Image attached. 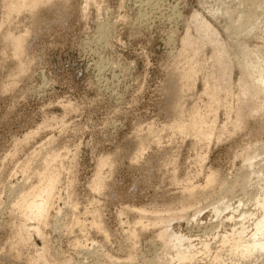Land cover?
<instances>
[{
    "label": "rangeland",
    "instance_id": "1",
    "mask_svg": "<svg viewBox=\"0 0 264 264\" xmlns=\"http://www.w3.org/2000/svg\"><path fill=\"white\" fill-rule=\"evenodd\" d=\"M243 1L68 0L34 25L26 13L9 16L0 0V264H214L217 254L219 264H232L227 249H218L230 225L226 217L257 218L254 199L264 197V101L234 127L239 100L246 93L245 103H253L246 89L258 88L250 67L264 73V0L251 2L261 6L253 15ZM193 16L209 24L207 34L192 25ZM24 30L29 70L17 79L16 61L1 39ZM186 34L192 42L184 49ZM243 44L256 55L233 59L228 70L216 68L215 79H204L212 53L222 58L225 48L233 58ZM193 50L202 53L198 64L190 61ZM184 62L195 82L176 106L168 75ZM215 80L219 103L211 108L203 89ZM194 106L212 124L209 142L170 128L179 110L187 120ZM51 147L60 154L59 179L38 235L16 201L38 184ZM104 159L110 164L98 192L92 185ZM210 173L217 185L180 210L185 190L202 188ZM166 206L172 212L157 213ZM213 206H221L220 216ZM161 216L170 234L190 239L194 252L204 241L210 251L176 262L178 247L158 237L166 223L154 220ZM22 222L31 227L26 243L17 234ZM138 222L147 228L136 241L130 233L140 229ZM41 253L45 261H37ZM246 264L260 260L253 256Z\"/></svg>",
    "mask_w": 264,
    "mask_h": 264
},
{
    "label": "bare ground",
    "instance_id": "2",
    "mask_svg": "<svg viewBox=\"0 0 264 264\" xmlns=\"http://www.w3.org/2000/svg\"><path fill=\"white\" fill-rule=\"evenodd\" d=\"M67 1L68 0H6L5 7L7 8V13L9 16L11 17L19 16L23 13H26L29 16L31 23H33L34 25H39L40 23H43V20L45 18L44 14L47 11L51 10L54 7H59V6L65 7ZM252 1L253 0H247L241 3L244 9H246V11H248L250 15H253L257 11V9L261 7L260 5H258L257 2L256 5H254L255 3L251 4ZM241 4L239 2V5ZM255 22H256L255 24L257 25V20H255ZM192 25L201 28L203 34H207L210 27L209 24L205 23L202 19L196 16L192 17ZM256 25L255 27L257 28L258 25L257 26ZM28 30H24L21 34H17V35L12 32H7L3 34L1 39L2 42L5 43L3 52L6 53V51L8 50L10 57L16 61V65H17L16 71L18 72L17 79L20 77H25L29 70L30 61L27 59L28 57L26 54L27 37L30 35ZM213 33L216 34V31H213ZM181 42H182V47L185 49L191 45L192 40L190 36L186 34ZM232 46H234V44ZM237 50H236V54L233 52L234 54L232 55L233 58L231 57L230 54H228V51H226L225 48H223L221 51L223 54L222 58L218 52L212 53V55L210 56V58L206 63L208 65H212V69L209 74H204V79L205 80H207L208 78L215 79L217 72L216 68L220 72L228 70L230 65L232 64L233 59H235L236 62H246L250 57L256 55V49H253L250 46L249 47L244 46V44L238 50V53ZM5 53H3V56L5 55ZM181 56L182 54H179L178 57ZM201 58H202L201 51L193 50L190 61H193L195 64H198L201 61ZM178 64H176V67L174 66L175 68L173 67V69L170 70L171 72L169 71L170 75H168L169 78L171 76L170 82L171 80L173 82L170 83L169 87H173L172 84L174 85V87L169 88L167 86L169 89H171V91L168 92L174 95L175 97L174 100L176 106L181 104L182 100L184 99V96H186L185 94H187V92L194 86V82H195L194 80L195 72L194 70H191L189 68V63L184 62L180 67L178 66ZM257 74H259V76H257ZM248 75L250 78L254 77L255 81L257 82L258 88L252 83V85L249 86V89H246L247 91L249 90L253 94L254 97L253 103L250 104L245 103L244 97L246 96V93H244L243 97L239 100L240 107L237 110L235 117V122H234L235 128H239L242 125V123L251 115L252 112L257 111V103L261 104L264 101V93H263L264 73H258L257 64H255L250 67ZM203 91L204 94L208 96L209 101L211 102L209 107L211 108H213L214 106L217 107L219 103V93H220L218 80H215L212 85H205ZM212 110L214 111V109ZM200 113L201 112H199L198 108L194 106L191 108L190 114L188 115V119L183 120L181 117L182 113L179 110L170 128L182 135H192L194 138H197L198 140H203V141L206 140L209 142L213 134L211 127L212 124L209 122L208 125L207 123L208 119L206 120L205 117L206 115L204 116L203 114ZM142 150H143V144H139V148H138L139 153L142 152ZM59 155L60 154L57 151V149L54 150L52 147L49 149L45 157L42 159L44 167L42 168L41 172L37 175L38 184L35 186L33 185V187H30L28 190H26V192H23L22 195H20L16 201V206L19 207L18 209L23 210L22 212L23 219L27 222L28 221L36 222V226L32 227V229H34L35 233L38 235H40L39 224L43 222L47 217V213L49 208L51 207L52 200L54 198V192L59 179L58 178L59 174H57L58 171L55 168V162L58 160ZM251 160L252 159H247L246 161H251ZM109 164L110 163L106 159L101 160L99 163V172L97 173L96 180L92 185V188L98 192H101L100 190L103 182L101 176L102 169L108 167ZM244 180L245 177L242 179V182H244ZM216 182H217V175L215 173H210L205 177V184L202 188L201 186H195V185H192L190 187L188 186L189 188L185 190V193H187L186 195L187 198L186 199L184 198L185 200L183 199L182 202H179L180 205L179 207H181L180 210L186 209L188 205V203L186 202L187 200L193 202V200H196L197 194H200V192L201 193L206 192L209 188H211L214 184H216ZM220 185L222 184L220 183ZM262 195H263L262 193H259L257 194V198L254 199L255 206L257 207V218L251 219L249 217L252 214L246 216L245 213L237 216H234V213H232L231 215L226 217L230 225L228 226V228L224 229L222 233V237L219 241L218 249L219 251H222L223 249H227L229 257L232 259L231 262L232 264H246V261L251 259V257L253 256L257 258V261L260 260V264H264V255H263L264 197H262ZM227 207L229 208V205ZM220 208L221 206L212 207V210L215 213L216 217L221 215L222 211H220L221 210ZM172 210L173 209L170 206L168 207L166 206L163 209L157 211V213H160L161 215V213H170L172 212ZM139 211L141 212L143 210H139ZM23 222L18 227L17 234L19 235L18 236L19 240L25 242V240H27L29 236L27 234L29 233L28 229H31V227L28 228L27 227L28 225L26 226L25 223ZM154 222L161 224L166 223L165 227L158 232V237L161 240L166 241L168 245H172V248L178 247L177 251L174 252V256H173L176 262L192 261L195 258L196 254L199 253L206 254L210 251V246L208 241L207 243H205V241L203 243H200L201 246L199 250L197 252H194L193 244L189 238H187L185 235L182 234L179 235L175 233L170 234L168 232L169 221L166 220L165 216L164 218L162 216L160 218H156ZM138 223L141 224L140 229L136 228L137 230L135 229L130 233L132 240L134 239L136 241L138 240L141 234L143 235V233L147 228V226L144 225L142 222H138ZM219 226L224 228L226 224L224 225L223 223H220ZM96 227L99 228L98 231L100 232V230L102 229L100 223H98ZM24 232L25 234H27L26 237H24L25 235L23 236ZM185 241H187L186 244H184ZM42 254L44 253L39 254V256L37 255L38 256L36 257V259L38 258L37 261L38 260L45 261L44 260L45 256ZM255 254H257V256H255ZM214 260L216 261L214 264H219L220 255L217 254ZM35 261L36 260H33V262ZM151 263L152 264L154 263L153 260L152 262H150V264ZM65 264H71V263L66 262Z\"/></svg>",
    "mask_w": 264,
    "mask_h": 264
}]
</instances>
